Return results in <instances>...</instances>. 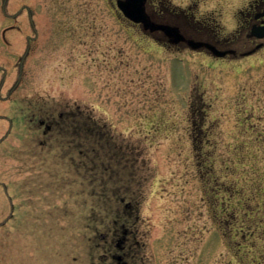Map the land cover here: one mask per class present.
<instances>
[{"label":"rangeland","instance_id":"obj_1","mask_svg":"<svg viewBox=\"0 0 264 264\" xmlns=\"http://www.w3.org/2000/svg\"><path fill=\"white\" fill-rule=\"evenodd\" d=\"M249 2L201 0L195 18H213L227 36ZM2 3L3 98L34 33L26 12L7 15L30 8L38 37L19 86L0 100V115L14 121L1 139L0 118V264H108L114 222L129 230L127 264H256L264 45L226 59L168 48L125 19L116 0H7L6 12ZM37 107L74 112L86 138L77 132L72 150L66 136L42 147L24 122ZM120 198L133 207L126 221Z\"/></svg>","mask_w":264,"mask_h":264},{"label":"flooded vegetation","instance_id":"obj_2","mask_svg":"<svg viewBox=\"0 0 264 264\" xmlns=\"http://www.w3.org/2000/svg\"><path fill=\"white\" fill-rule=\"evenodd\" d=\"M199 2H201V0H189V4L186 8L178 9L170 6L169 3L164 5L162 0H147L145 8L150 17V21L156 26L165 25L171 28H176L183 36L184 40L175 43V37L173 34L166 35L160 30H146L145 33L156 40V42L161 43L162 46L168 48L175 47L178 49H189L188 42L191 41L203 44L197 52L213 56V52L207 46L212 47L215 51L224 54L220 59H226L229 57L236 58L239 55H246L264 45V0H250L244 9L242 8L238 10L239 13L245 17V20L234 29L233 34H228L227 36H223L221 28H219L218 23L216 24L213 18H201L200 20L195 18V12L198 10L197 7ZM24 12L28 14L27 18L30 28H32V30L34 28L36 29L34 14L31 9H20L15 14L7 15V18L15 21V19ZM137 26L141 27V25ZM235 32H237V34H235ZM37 37L38 32L36 33L35 31L32 35H26V47H29V52L32 48V43L35 42ZM237 46H241L242 50L238 51ZM2 73L0 80V100L11 97L13 94H11V92L15 91L22 80L23 69L21 70V67H19L17 80L14 85L8 89L5 98L1 96V91L5 86L7 71L4 70ZM39 108L40 107H37L34 110L29 109L24 122L26 125V131L30 128L32 130L31 135H34V137L30 139H36L42 147L56 146L58 141L66 136L63 140V145L72 150L76 145L75 137L77 132L78 134L84 133L86 138V123H79L75 118L74 112H68L67 114L49 112L43 114V110ZM3 118L8 126L4 136H2V139H5V137L7 135L9 136L13 130L14 121L6 116ZM67 136H70V138L67 139ZM66 150L68 151V149ZM82 154L86 158V150ZM118 202L125 210L120 211L119 215H116L119 218L124 217L126 221V219L128 220L131 216V209L133 207L131 204L125 203L122 198H120ZM114 223L115 225L113 226L112 236L109 240V247L111 248L109 249V252L106 251V256L108 255L110 260H108V264H127L126 258L129 257L128 253L131 251L128 246V244L131 245L128 243L129 230L124 222L120 225H118L117 222ZM103 238H105V236ZM132 240H134V238H132ZM104 241L105 243L108 242L107 239ZM106 263L107 262H103V264ZM100 264L102 263L100 262Z\"/></svg>","mask_w":264,"mask_h":264},{"label":"water","instance_id":"obj_3","mask_svg":"<svg viewBox=\"0 0 264 264\" xmlns=\"http://www.w3.org/2000/svg\"><path fill=\"white\" fill-rule=\"evenodd\" d=\"M145 3L146 0H116V6L118 10L122 13V15L129 21L135 24H141L143 30H160L166 35H171L173 34L175 37V43H178L180 41H183V36L179 33V31L176 28H171L165 25H154L150 21L149 15L145 11ZM5 5H6V0H3L2 3V10L5 12ZM188 45L191 49L196 50L202 47L203 44L200 43H194L189 41ZM211 51L213 52V55L216 57H222L224 54L215 51L212 47L207 46ZM28 53V49L23 55L21 59V64L26 57Z\"/></svg>","mask_w":264,"mask_h":264},{"label":"trees","instance_id":"obj_4","mask_svg":"<svg viewBox=\"0 0 264 264\" xmlns=\"http://www.w3.org/2000/svg\"><path fill=\"white\" fill-rule=\"evenodd\" d=\"M256 264H264V254L262 255V257H260L259 260L255 259Z\"/></svg>","mask_w":264,"mask_h":264}]
</instances>
